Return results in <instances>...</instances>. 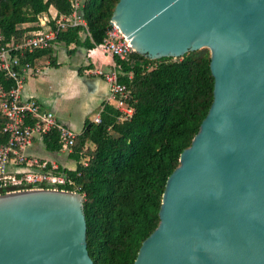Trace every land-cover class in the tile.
Returning a JSON list of instances; mask_svg holds the SVG:
<instances>
[{"label":"water","instance_id":"95a60500","mask_svg":"<svg viewBox=\"0 0 264 264\" xmlns=\"http://www.w3.org/2000/svg\"><path fill=\"white\" fill-rule=\"evenodd\" d=\"M112 18L151 60L208 49L214 79L134 264H264V0H120ZM83 202L51 188L0 195V264H93Z\"/></svg>","mask_w":264,"mask_h":264},{"label":"trees","instance_id":"16d2710c","mask_svg":"<svg viewBox=\"0 0 264 264\" xmlns=\"http://www.w3.org/2000/svg\"><path fill=\"white\" fill-rule=\"evenodd\" d=\"M119 1L85 2L82 11L89 35H85L84 48L104 42ZM49 7L58 15L70 11L67 0H0V47L12 40L20 43L37 30L38 18ZM81 31L65 29L58 40L66 45L79 43ZM116 62L125 75L120 81L133 94V117L119 122L120 113L106 105L102 123L86 121L75 140L71 154L75 169H61L73 185L59 189L84 197L86 245L93 264H134L141 245L159 224L166 181L179 166L181 153L190 147L213 101L214 79L206 48L176 59L151 60L134 52ZM0 84L9 86L10 82L0 74ZM5 124L0 111V143L6 141ZM43 141L49 151H59L56 133Z\"/></svg>","mask_w":264,"mask_h":264},{"label":"built area","instance_id":"2783aa9c","mask_svg":"<svg viewBox=\"0 0 264 264\" xmlns=\"http://www.w3.org/2000/svg\"><path fill=\"white\" fill-rule=\"evenodd\" d=\"M86 1L67 0L70 9L67 15H57L50 26L46 16L49 12L44 13L40 17H46L38 18L37 30L30 32L20 43L12 40L0 47V74L10 82L9 86L0 84V111L6 118L2 130L6 141L0 143V195L24 188L61 190L60 186L73 185L55 163L47 164L27 153L36 139H43L53 132L58 136L60 149L72 153L79 134L61 124L53 112L43 110L35 98H22L26 77L34 71L32 65L24 59L26 53L49 48L64 29L82 28L88 36L87 22L82 11ZM94 50H101L103 54L121 61L135 52L113 18L109 21L104 42L89 52ZM92 73L109 85L110 92L90 122L95 125L102 123L106 105H113L120 113L119 122L130 120L135 112L131 105L133 94L129 86L120 81L125 76L120 65L115 61L112 69L93 70ZM128 78L131 80L132 74ZM86 163L87 159L82 160V165L86 166Z\"/></svg>","mask_w":264,"mask_h":264},{"label":"crops","instance_id":"0c3cea01","mask_svg":"<svg viewBox=\"0 0 264 264\" xmlns=\"http://www.w3.org/2000/svg\"><path fill=\"white\" fill-rule=\"evenodd\" d=\"M48 12L47 24L51 26L58 14L53 7H49ZM78 37L79 43L66 45L57 39L47 49L26 53L24 60L32 65L34 71L27 75L22 89L24 100L35 98L43 110L53 112L61 124L73 131L76 128L82 131L84 123L91 121L92 114L100 111L109 96V85L92 71H108L116 61L101 50L89 52L91 49L84 48L83 31ZM33 56L35 59L30 61ZM43 139L34 141L27 152L30 157L47 164L55 163L60 170L73 171L76 163L72 153L61 149L49 151ZM70 161L75 163L73 168L68 167Z\"/></svg>","mask_w":264,"mask_h":264},{"label":"rangeland","instance_id":"374dc122","mask_svg":"<svg viewBox=\"0 0 264 264\" xmlns=\"http://www.w3.org/2000/svg\"><path fill=\"white\" fill-rule=\"evenodd\" d=\"M94 115H95V114H92V117H91V118H93ZM74 132L77 133V134H80V133H81V130H80V128H76V129L74 130ZM64 155H65V154H64ZM68 165H69V166H68L69 168H73V167L75 166V163H74L73 161H70Z\"/></svg>","mask_w":264,"mask_h":264}]
</instances>
